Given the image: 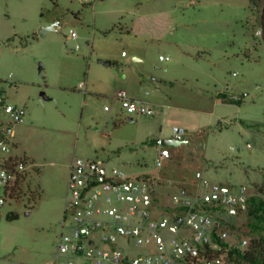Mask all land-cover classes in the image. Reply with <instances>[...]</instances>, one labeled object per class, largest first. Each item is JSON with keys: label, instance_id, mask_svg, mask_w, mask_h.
<instances>
[{"label": "rangeland", "instance_id": "1", "mask_svg": "<svg viewBox=\"0 0 264 264\" xmlns=\"http://www.w3.org/2000/svg\"><path fill=\"white\" fill-rule=\"evenodd\" d=\"M0 89L25 110L12 154L29 163L0 213V264L54 257L76 157L152 178L160 203L196 172L263 184L264 0H0ZM120 90L156 113L127 114ZM173 128L189 142L162 146ZM245 222L229 216L232 241Z\"/></svg>", "mask_w": 264, "mask_h": 264}, {"label": "built area", "instance_id": "2", "mask_svg": "<svg viewBox=\"0 0 264 264\" xmlns=\"http://www.w3.org/2000/svg\"><path fill=\"white\" fill-rule=\"evenodd\" d=\"M113 99L130 115L156 113L155 106L124 90ZM24 115V108L10 103L0 89V213L26 179L28 160L12 154L15 126ZM185 135L183 129H172L175 138ZM195 179L172 194L169 203H160L152 178L74 158L57 250L45 264H237L229 252L245 248L248 239H230L228 218L245 213L250 197L264 199V185L249 191L244 185L211 182L200 172ZM134 248L146 253L134 254Z\"/></svg>", "mask_w": 264, "mask_h": 264}, {"label": "trees", "instance_id": "3", "mask_svg": "<svg viewBox=\"0 0 264 264\" xmlns=\"http://www.w3.org/2000/svg\"><path fill=\"white\" fill-rule=\"evenodd\" d=\"M253 1V0H252ZM223 97L226 94L223 93ZM232 100L240 103L242 100ZM206 127L200 128V131ZM261 186H256L260 190ZM246 222L244 226L247 227L246 231L240 232L246 234L249 237L248 245L245 248H233L229 252L231 258H233L237 264H264V199L259 196L250 197L248 200V209L245 212ZM8 218L17 217L16 214L9 213ZM231 229L237 227L229 225Z\"/></svg>", "mask_w": 264, "mask_h": 264}, {"label": "water", "instance_id": "4", "mask_svg": "<svg viewBox=\"0 0 264 264\" xmlns=\"http://www.w3.org/2000/svg\"><path fill=\"white\" fill-rule=\"evenodd\" d=\"M58 26L57 22L51 23L48 26L42 27L39 31L40 36H44L48 31H53ZM99 63H102L104 65H109L110 62L104 61L103 59L98 60ZM189 142L188 137H182V138H175L173 136L170 137H164L160 139V144L164 147L172 146V147H181L183 144H186ZM28 212H26L27 214Z\"/></svg>", "mask_w": 264, "mask_h": 264}, {"label": "crops", "instance_id": "5", "mask_svg": "<svg viewBox=\"0 0 264 264\" xmlns=\"http://www.w3.org/2000/svg\"><path fill=\"white\" fill-rule=\"evenodd\" d=\"M122 54H123V52H122ZM131 59H132V60H136L135 57H132ZM132 97H133V96H132ZM161 133L163 134V130L161 131Z\"/></svg>", "mask_w": 264, "mask_h": 264}]
</instances>
